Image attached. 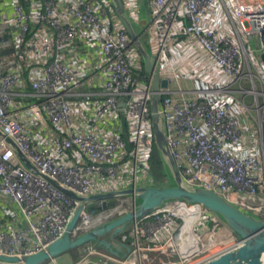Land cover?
<instances>
[{
  "label": "built area",
  "instance_id": "2783aa9c",
  "mask_svg": "<svg viewBox=\"0 0 264 264\" xmlns=\"http://www.w3.org/2000/svg\"><path fill=\"white\" fill-rule=\"evenodd\" d=\"M122 2L129 21L141 22L140 0ZM146 16L139 36L168 82L159 125L182 184L264 221V0H147ZM236 92L260 97L255 115ZM151 94L152 75L112 0H0V255L45 249L80 205L73 237L135 206L125 210L124 197L135 198L118 195L112 206L89 208L66 190L87 198L155 185ZM129 227L120 235L129 256L90 241L71 264H137L140 253L170 256L183 246L181 261L167 264H201L239 242L214 212L180 200Z\"/></svg>",
  "mask_w": 264,
  "mask_h": 264
},
{
  "label": "water",
  "instance_id": "95a60500",
  "mask_svg": "<svg viewBox=\"0 0 264 264\" xmlns=\"http://www.w3.org/2000/svg\"><path fill=\"white\" fill-rule=\"evenodd\" d=\"M112 2L127 34L134 41L142 57L144 70L152 75V94L150 98L152 129L155 143L167 157V166L173 182L164 185L155 184L127 188L105 194L92 195L87 198L77 197L66 190L68 195L78 198L82 203L101 200V206L103 208L107 207V199L118 195L133 196L137 200V204L131 210L118 215L111 221L73 237L69 235L68 231L79 218L80 211L82 210V205H80L69 222L68 231L62 237L52 241L45 249L22 257L0 255V259L11 262H22V264H44L48 260L65 252L77 249L90 241L96 242L99 247L105 249L108 253L114 255H120L122 253L121 255H126L130 251V246L123 244L127 249L126 252H123L106 235H119L135 219L145 217L151 211L169 201L180 200L189 203H198L214 212L239 236V242L236 245L207 259L201 264H264V221L262 219L244 212L221 194L211 189L204 187L188 188L182 184L180 173L167 151L164 134L159 125L158 106L161 101V88L166 87L168 82L166 79L159 78L158 70L154 64V57L145 50L139 34L135 32L131 22L126 17L122 0H112ZM135 77L136 75H133L132 79ZM6 140L12 143L8 137ZM26 165L31 167L29 162H26Z\"/></svg>",
  "mask_w": 264,
  "mask_h": 264
},
{
  "label": "rangeland",
  "instance_id": "374dc122",
  "mask_svg": "<svg viewBox=\"0 0 264 264\" xmlns=\"http://www.w3.org/2000/svg\"><path fill=\"white\" fill-rule=\"evenodd\" d=\"M140 2L142 3V5H144L146 8H145V12H147V0H140ZM144 9V8H143ZM145 17H146V14L145 15H143L142 17H141V22L140 21H131V24H132V26H133V28H134V30H135V32L137 33V34H140L141 32H142V24L144 23V21H145ZM142 44L144 45V47H146L147 46V38H146V36H142ZM253 47H254V49H255V51H254V55H255V57H256V59H259L260 58V53H259V51L257 50V45L255 44V42L253 43V45H252ZM146 49H147V47H146ZM148 50V49H147ZM149 51V50H148ZM244 85L245 86H247V87H250V85H247L246 83H244ZM234 88L235 89H237L238 88V85L237 84H234ZM235 95V97L236 98H239V99H242L243 98V100H244V102L246 103V104H248V106L250 107V109H251V111H252V113H253V115H255V102L256 101H259L260 100V97L258 96V97H256V100H255V96L254 95H252V94H250V95H247V96H244L243 97V95L242 94H239V93H235L234 94ZM255 128H256V136L257 137H259V139H260V134H259V129H258V127L255 125ZM257 148H259V140H258V143H256V145H255ZM124 199H125V203H123L122 205L124 206L123 208L125 209V210H129L133 205H136L137 204V200H134L133 202L130 200V198H128V197H124ZM109 202H108V204L110 205V206H112V205H114V204H116V200L115 199H109L108 200ZM165 205V204H164ZM98 206V202H96V201H92V202H90V203H88V207L89 208H94V207H97ZM171 208H174V207H172V206H165V207H163V209H165V210H171ZM168 211V212H169ZM219 217V216H218ZM179 221H182V218H177ZM195 219V218H194ZM219 219L220 220H222L220 217H219ZM132 223V222H131ZM131 223H129V225H128V227H127V229H129L130 227V224ZM194 223H193V221H192V225H193ZM204 226H206V227H208V226H210V222L209 221H207V223L205 224V225H200L199 227H198V232L202 229V227H204ZM189 233H185L184 234V238L186 237V235H188ZM121 234H119L118 235V237L120 236ZM106 236H108V235H106ZM180 241V240H179ZM181 247V246H180ZM80 249V248H79ZM79 249H77V250H73L71 253H69V254H66L67 256V259L65 260V261H67L69 258L70 259H76V260H78L79 258H80V256L79 255H81V250H79ZM184 250H185V248H184V246L180 249V251L181 252H184ZM180 251H175V252H173L172 253V255H170V256H167V253L169 252V250L168 249H165L164 251H150V252H145V253H140L139 254V256H137L136 257V260H135V263H137V264H167V263H169V262H171V261H181V255H180ZM129 254L130 253H128V256H129ZM116 259H118V260H120V261H122L124 258H126V257H124V258H120V257H115ZM115 264H120V263H118V262H115Z\"/></svg>",
  "mask_w": 264,
  "mask_h": 264
},
{
  "label": "trees",
  "instance_id": "16d2710c",
  "mask_svg": "<svg viewBox=\"0 0 264 264\" xmlns=\"http://www.w3.org/2000/svg\"><path fill=\"white\" fill-rule=\"evenodd\" d=\"M150 167H151V171H152V175L154 179V184L164 185V184H171L173 182L169 168L166 162L164 161L162 152L156 143H154L152 146V150L150 154ZM94 208L99 209L100 207L97 206ZM216 227H218L219 229V228H222V225L220 223H217ZM124 235L127 236V233ZM74 250H77V249H74Z\"/></svg>",
  "mask_w": 264,
  "mask_h": 264
},
{
  "label": "crops",
  "instance_id": "0c3cea01",
  "mask_svg": "<svg viewBox=\"0 0 264 264\" xmlns=\"http://www.w3.org/2000/svg\"><path fill=\"white\" fill-rule=\"evenodd\" d=\"M141 3V2H140ZM141 11H142V16L143 15H145L146 14V12L144 11L145 10V6L144 5H142V3H141ZM144 8V9H143ZM147 17V16H146ZM146 17H145V19H146ZM242 127H243V129H244V135H245V138H248V136L250 135V130H249V126H247V124H246V122L244 121V120H242ZM107 238L110 240V241H112V243L115 245V246H117L120 250H122L123 252H126L127 251V249L123 246V244H127V243H125V242H123L122 241V239H121V236H119L118 237V235H115V236H111L110 234H108V236H107ZM83 246H81V247H79V248H77V249H79V250H81V253H82V248ZM82 248V249H81ZM73 250H71V251H68V252H65V253H63V254H61V255H59V256H57V257H55V258H53V259H50V260H48L46 263H44V264H71V263H73L74 261H76V259H68L67 261H65L66 259H67V255L66 254H69V253H71ZM122 253H120V256H123V255H121ZM79 256H81V255H79Z\"/></svg>",
  "mask_w": 264,
  "mask_h": 264
},
{
  "label": "bare ground",
  "instance_id": "6f19581e",
  "mask_svg": "<svg viewBox=\"0 0 264 264\" xmlns=\"http://www.w3.org/2000/svg\"><path fill=\"white\" fill-rule=\"evenodd\" d=\"M131 201H132V200H131ZM178 210H179V211H182L183 208L180 207V208L177 209V211H178ZM183 213H185V215H187L185 211H184ZM194 218H195V217H194V216H191V215L188 216V217H186V220H187V221H186V224H185V228H186V229H185V233L188 232V230L191 229L192 221H195ZM185 233H184V234H185ZM184 234H183V235H184ZM182 253L185 254L186 252H182Z\"/></svg>",
  "mask_w": 264,
  "mask_h": 264
}]
</instances>
